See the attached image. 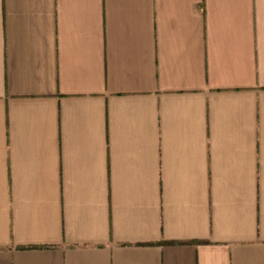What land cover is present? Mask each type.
<instances>
[{
	"label": "crops",
	"instance_id": "crops-1",
	"mask_svg": "<svg viewBox=\"0 0 264 264\" xmlns=\"http://www.w3.org/2000/svg\"><path fill=\"white\" fill-rule=\"evenodd\" d=\"M0 264H264V0H0Z\"/></svg>",
	"mask_w": 264,
	"mask_h": 264
}]
</instances>
